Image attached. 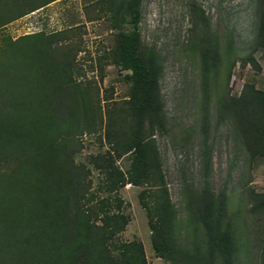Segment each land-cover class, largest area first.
Masks as SVG:
<instances>
[{"label": "rangeland", "instance_id": "obj_1", "mask_svg": "<svg viewBox=\"0 0 264 264\" xmlns=\"http://www.w3.org/2000/svg\"><path fill=\"white\" fill-rule=\"evenodd\" d=\"M141 11L139 50L141 54L154 52L158 56L166 117V129L154 135L161 166L160 175L155 174L152 182H130L126 176L132 163L130 154L120 157L106 139L111 108L121 111V132L128 134L132 128L130 118L124 117L131 83L119 64L120 31L111 22L106 0H0V85L2 82L7 86L5 79L15 81L16 73H8L9 68L17 66L19 51L24 53L30 48L35 52L37 40L43 46L47 39L55 40L52 54L56 61H61L63 52L70 53L66 59L70 65L66 66V73L57 74V83L69 88V99L86 106L88 122L77 129L74 139L63 125L53 128L52 138L65 136L66 146H75L73 159L89 189V202L101 204L104 200L111 213H124L127 217L128 223L112 241L115 253L120 254L127 244L137 241L144 246L148 264H177L160 255L153 242L152 224L158 217L166 218L161 215V208L169 203L177 244L204 249L206 234L193 213V199L208 180L216 192L227 190L237 237L236 264H264V212L249 210L243 190L250 186L264 193V159H249L232 131V122L219 117L220 102L228 93L240 95L247 82L264 90V50H254L253 45L261 17L259 0H143ZM216 44L219 66L208 69L202 50ZM250 53H254L261 70L251 64L243 66ZM28 80L29 76L23 80L25 86ZM37 100L34 98L33 102ZM10 115L15 130L22 123L18 116ZM30 123L26 119L23 129L34 135ZM43 128L46 130L44 125ZM27 139L26 150H31L27 145L32 140ZM207 151L212 167L206 176ZM101 155L107 156L117 171L118 185L113 189L108 171L99 168L94 160ZM30 162L20 157L16 148L0 154V213L18 215L16 200L30 202L31 184L40 180L31 174ZM34 167L37 169V164ZM120 172L125 174V182ZM73 182L77 184L57 194L61 203L77 195L78 176ZM160 184H164V189ZM14 192L13 204L1 203L13 197ZM26 213L35 220L33 210ZM101 220L99 216L97 224H102Z\"/></svg>", "mask_w": 264, "mask_h": 264}, {"label": "trees", "instance_id": "obj_2", "mask_svg": "<svg viewBox=\"0 0 264 264\" xmlns=\"http://www.w3.org/2000/svg\"><path fill=\"white\" fill-rule=\"evenodd\" d=\"M142 1L106 0L111 22L120 31L119 64L131 83L124 117L130 118L132 128L128 134L121 132V111L111 108L105 135L120 157L130 154L132 163L126 176L130 182L138 185L150 183L155 174L157 177L160 175L161 165L154 135L166 129L160 86L162 67L156 53L141 54L139 50ZM259 4L261 17L253 44L254 50H264V0H259ZM44 42L45 46L36 41L35 52L30 48H26L24 53L19 51L17 66L8 70V73H16L15 81L11 83L5 79L8 87L2 82L0 85V113H3L0 119V154L16 148L20 157L31 160V174L40 178L31 184L33 196L28 204L19 199L14 203L15 192L8 201L1 200V203L18 205V215L0 213V264H148L141 242L127 244L120 254L112 250V241L128 223L127 217L124 213H111V208L104 200L101 204L92 205L89 202V189L74 163L73 156L77 151L75 146H66L65 136L64 139L62 135L61 138H52L53 128L58 129L63 125V128H68V136L70 134L74 139L77 129L88 122V113L86 106L67 97L70 94L69 88L57 83V74L64 73L66 66L70 65V62H66L70 53L63 52V58H58L61 61H56L52 54L55 40L47 39ZM202 57L206 68H217L220 61L217 44L202 50ZM247 64L261 70L254 53L244 58L243 66ZM28 76L25 86L23 80ZM34 98L38 99L37 103L33 102ZM38 103L40 104L37 105ZM10 114L18 116L22 123L15 130L12 129ZM219 117L232 122V131L240 139L249 159H264L263 89L247 82L240 95L228 93L220 102ZM26 119L34 126V135L27 134L23 129ZM43 125L46 130H42ZM28 137L32 140L27 145L32 147L31 150H26ZM205 153L204 170L207 176L212 166L210 153ZM94 160L99 163V168L108 171L110 189L117 186V171L107 156L101 155L98 160ZM18 175L21 177L20 173ZM121 175L125 182V174ZM77 176L81 196L78 191L77 195L66 198V203H61L63 201L57 198L60 197L57 194L63 190L68 191L72 184L76 185L77 182L73 181ZM160 185L164 189V184ZM4 188L6 190L7 187ZM243 190L247 193L249 210L252 213L264 212V193H258L250 186ZM228 200L227 190L216 192L208 180L205 181L201 193L193 199V213L206 234L204 249L182 248L177 244L173 235L174 214L170 203L164 204L161 215H166V218L158 217L152 224L156 251L177 264H236L237 237ZM28 209L36 213L35 220L28 217ZM9 212L13 210L10 209ZM99 216L102 224L96 222Z\"/></svg>", "mask_w": 264, "mask_h": 264}]
</instances>
